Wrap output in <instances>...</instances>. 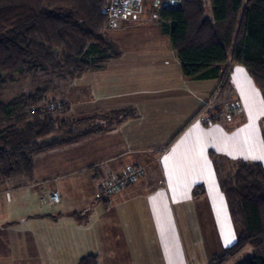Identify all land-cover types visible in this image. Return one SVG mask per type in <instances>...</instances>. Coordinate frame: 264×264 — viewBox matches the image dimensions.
<instances>
[{
  "label": "crops",
  "instance_id": "0c3cea01",
  "mask_svg": "<svg viewBox=\"0 0 264 264\" xmlns=\"http://www.w3.org/2000/svg\"><path fill=\"white\" fill-rule=\"evenodd\" d=\"M139 10L109 29L116 60L57 92L62 114L77 123L73 112L85 113L93 118L88 131H104L36 155L30 181H0V264H79L89 255L99 264H193L186 239L210 245L207 219L217 254L237 242L216 168L264 165L258 87L245 67L230 66L232 93L215 105L227 108L228 121L209 123L203 109L219 79H187L157 9ZM133 167L144 174L103 193ZM55 191L60 203H41Z\"/></svg>",
  "mask_w": 264,
  "mask_h": 264
},
{
  "label": "trees",
  "instance_id": "16d2710c",
  "mask_svg": "<svg viewBox=\"0 0 264 264\" xmlns=\"http://www.w3.org/2000/svg\"><path fill=\"white\" fill-rule=\"evenodd\" d=\"M106 4V0H0V93L16 74L69 80L104 70L116 60L120 50L108 34ZM158 7L159 24L187 79H219L221 68L230 63L245 67L264 93V0H182L179 7ZM230 79L228 75L220 98L232 93ZM48 94L39 90L0 102L1 182L30 181L36 155L104 131L80 132L75 121L60 119L57 114L66 105L60 100L45 104ZM59 105L62 111L49 110ZM204 113L213 122L228 121L225 106ZM216 169L238 240L208 264H229L250 248L255 255L244 264H264V165L237 160L228 169ZM195 191L205 193L200 186ZM79 264L99 262L89 255Z\"/></svg>",
  "mask_w": 264,
  "mask_h": 264
},
{
  "label": "rangeland",
  "instance_id": "374dc122",
  "mask_svg": "<svg viewBox=\"0 0 264 264\" xmlns=\"http://www.w3.org/2000/svg\"><path fill=\"white\" fill-rule=\"evenodd\" d=\"M156 2H157V0H143L142 1L143 6L140 7L139 11H142L145 9V11L146 10H152L154 13L153 9L157 6ZM155 9H157V8H155ZM237 66H239V65H236L234 67H237ZM246 71H247L249 77L251 78V80L254 81L255 79L251 76V74L248 72V70H246ZM70 80L71 79L62 80V79H59L57 76H54L51 74H48V75L31 74V73H26L23 75L22 74H16L12 77V79L8 80V82L4 85L2 92L0 93V102L9 103L13 99L18 98L21 95H29V94H34L39 90H46L49 94L45 98V104H47V105L49 103L52 104V102L54 100L57 101V99H58V98H56L57 92H59V90L61 88L63 89V91L69 89V85L71 83ZM257 90H259V89H257ZM258 93L260 95V98L262 99V102L264 103V93L262 92V90H259ZM72 115L74 117H76L78 120L75 128L76 127H82L83 131L94 130V129H91L94 126L90 125V123L93 120L92 117H89L85 113H79L78 114L76 112H73ZM57 116H59L60 119H65V120L67 119L68 122H70V123H71V120L73 121V118L71 117V114L69 112L67 113L68 118L65 114H57ZM76 129H78V128H76ZM16 220L19 221L21 219H16ZM207 220H208V227L207 228L211 232V238H213L210 241V243H211L210 245H209V243L205 244L202 241H198V239L196 237L197 235L195 232V229H196L195 226L190 227L191 229L193 228L192 232H194V234H195V237H196V238H194L195 240H192V237H189V235H192V233H190V231H186V233H185L186 237H189L188 239H186V242H187V246H188L189 256H190V258L192 260L191 262L193 264H208L209 259H207V258H210L213 255V254H211V252H215V254H217L216 253V251H217L216 246H217V239L218 238H216V234L213 230L212 219H207ZM196 224L198 226V223H196ZM254 255H255V251L253 249H251V248L247 249L246 252L242 253L240 256H238L236 259H234L233 262H231L229 264H244L247 261H249L250 259H252ZM196 258H198V259H196Z\"/></svg>",
  "mask_w": 264,
  "mask_h": 264
},
{
  "label": "built area",
  "instance_id": "2783aa9c",
  "mask_svg": "<svg viewBox=\"0 0 264 264\" xmlns=\"http://www.w3.org/2000/svg\"><path fill=\"white\" fill-rule=\"evenodd\" d=\"M143 0H106L107 4L104 8V14H106V17L108 19V28L113 29L118 26V24L121 21H126L128 18L132 17V14L135 13L138 9H140L142 5ZM182 0H157L156 7H179ZM229 67L230 64L225 65V67H222L220 70V78H219V84L218 89L215 90L212 97L207 101V103L204 106L203 111L206 112V110H211L215 108L216 101L218 100V97L220 95V90L223 87L226 78H228L229 75ZM239 106L235 105L232 106L231 109H229L230 113L236 112L239 110ZM58 110L62 111L63 107L62 105L55 107H50L49 110ZM207 121L209 123H212L214 120L212 117H207ZM144 174V170L142 169H136L133 167V169H129L126 173L121 175V177H116L109 183H107L105 188H103V193L106 196L113 195L116 192L125 189L130 183L136 181L140 176ZM61 196L59 192L55 191L49 194H44L42 197H40V201L42 204H50L56 205L60 203Z\"/></svg>",
  "mask_w": 264,
  "mask_h": 264
},
{
  "label": "snow or ice",
  "instance_id": "6c2138e0",
  "mask_svg": "<svg viewBox=\"0 0 264 264\" xmlns=\"http://www.w3.org/2000/svg\"><path fill=\"white\" fill-rule=\"evenodd\" d=\"M260 159H264V156L259 157Z\"/></svg>",
  "mask_w": 264,
  "mask_h": 264
}]
</instances>
